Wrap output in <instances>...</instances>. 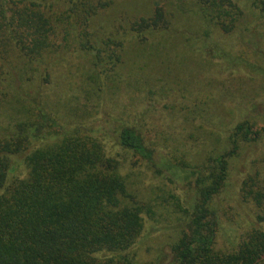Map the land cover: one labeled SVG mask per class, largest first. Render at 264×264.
<instances>
[{
    "label": "trees",
    "instance_id": "obj_1",
    "mask_svg": "<svg viewBox=\"0 0 264 264\" xmlns=\"http://www.w3.org/2000/svg\"><path fill=\"white\" fill-rule=\"evenodd\" d=\"M114 3L0 0V264H138L130 250L146 217L160 223L159 207L175 216L169 264H264V168L248 164L243 170L237 196L255 222L233 246L219 243L226 206L218 200L235 166L249 157L248 148L264 143V107L251 102L234 111L222 101L231 96L228 89H222L216 118L210 104L181 107L184 122L200 118L197 128L212 143L192 163L181 138L160 141L151 134L148 109L114 115L106 98L126 85L119 71L131 49L161 56L166 37L176 35L193 36L198 46H189L205 58L244 63L264 76V63L234 56L214 38L239 31L241 41L264 59V34L240 29L250 22L241 0H155L152 12L104 28L95 19ZM249 4V17L264 27V0ZM177 13L196 17L199 29L177 26ZM76 53L80 62L71 60ZM61 71L73 92L53 99ZM107 138L123 153L115 156ZM129 162L173 183L165 173L175 170L189 196L181 198L166 185L152 189L159 188L162 198L143 196L131 181L134 174L123 170Z\"/></svg>",
    "mask_w": 264,
    "mask_h": 264
},
{
    "label": "rangeland",
    "instance_id": "obj_2",
    "mask_svg": "<svg viewBox=\"0 0 264 264\" xmlns=\"http://www.w3.org/2000/svg\"><path fill=\"white\" fill-rule=\"evenodd\" d=\"M249 1L241 0L250 22H244L240 29L246 26L255 27L254 31H261L264 34V27H257L259 22H254V19L249 17L251 10ZM154 2L155 0H115L114 5L96 18L95 22L104 28H109L107 24L110 25L115 22H129L131 18H135L139 14L152 12L155 7ZM177 14L182 19L176 23L177 26L186 27L192 31L199 29L200 22L196 17ZM183 20L185 23H183ZM238 32L236 31L230 35L217 32L214 38L234 56L243 57L248 62L259 63L260 61L261 64L264 63L263 57L257 55L251 46L241 41ZM192 37L190 35L166 37L167 42L165 44L167 48L161 56L141 54L140 51L131 49L133 53L128 56L126 65H123L119 71L121 77L128 79L126 85L115 95H107L106 98L107 105L110 106H107V108H110L112 111L109 110L114 115L119 114L125 108L130 111L137 110L138 112H142L145 108L148 109L146 121L151 129V134L158 135L160 141L172 135L181 138L183 143L186 144L182 146L184 152L192 163H196L197 158H202L212 147V143L203 132V129L197 128V124L201 126L200 118L190 119L187 124L184 122L185 113L183 112L184 108L181 107L188 105V108H194L196 107L195 103H198V108L201 109L203 106L208 108L210 104L212 105V111H210L212 112V118H216L218 103L221 104L222 89L224 91L228 89L229 91L226 92L231 96L222 101L224 105L232 106L234 111H238V109L251 102L261 104L263 108L264 76L255 75L256 73L244 63L231 66L223 58H205L189 46L192 42L198 46V42ZM187 38L189 41H187ZM247 38L250 39L251 36ZM154 41H161V37L155 38ZM261 46L264 48V36L261 39ZM157 56L160 57L157 59ZM71 60L81 61L77 53L71 55ZM140 68H142V71ZM60 73L61 75H58L55 80V93L52 92L53 99L65 97L73 92L70 79L67 81L64 77L65 74L62 71ZM130 83H133V85H129ZM140 87L141 90H139ZM150 91H153V94ZM214 109L215 113H213ZM255 114H252V116H255ZM101 124H103V120ZM191 137L192 139H190ZM106 142L109 150L115 156L123 153L122 149L117 147L110 138H107ZM248 152L249 157H243L244 165L235 166L228 188L218 197L222 209L226 206L223 210L225 216L219 238L220 246H223L222 244L233 246L238 241L240 234L255 222L248 204L239 201L237 188L244 175L243 170L248 168V164L250 165L249 169L264 168V143L260 146L252 145L248 148ZM123 170L125 173L134 174L131 181L136 184L135 189L142 192L143 196L148 192L150 194L154 192L152 198L156 196L162 198L163 193L159 191V188H154L152 191L153 187L157 185L164 188V185H166L168 191L171 190L181 198L189 196V190L184 185L185 182L179 183L176 181L173 174L175 170H172L169 175L167 172L165 173L168 177H173L175 183L164 180L161 176L155 178L142 163L134 168L131 167L130 162L124 163ZM21 173L24 177L27 175L24 169ZM159 201L162 205H166V203H162L161 199ZM152 202L156 203L154 199ZM156 209V218H158V221L160 219V223L146 217L144 231L130 250L135 255L138 264H169L174 260L171 244L173 237H175V229L172 225L175 216L169 214L164 207Z\"/></svg>",
    "mask_w": 264,
    "mask_h": 264
}]
</instances>
